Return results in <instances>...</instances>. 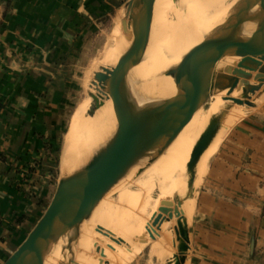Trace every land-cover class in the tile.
Wrapping results in <instances>:
<instances>
[{"label":"crops","instance_id":"0c3cea01","mask_svg":"<svg viewBox=\"0 0 264 264\" xmlns=\"http://www.w3.org/2000/svg\"><path fill=\"white\" fill-rule=\"evenodd\" d=\"M129 1L0 0V264L56 192L77 62ZM219 143L188 217L185 264H264V109Z\"/></svg>","mask_w":264,"mask_h":264},{"label":"water","instance_id":"95a60500","mask_svg":"<svg viewBox=\"0 0 264 264\" xmlns=\"http://www.w3.org/2000/svg\"><path fill=\"white\" fill-rule=\"evenodd\" d=\"M155 3L156 0L128 2L127 5L137 6L135 16L124 30L132 42L115 66H103L95 74L99 83L111 85L110 95L118 122L114 136L88 164L59 179L43 216L4 264H47L50 249L58 242L62 243L60 264H77L66 254L67 245L79 240L83 223L91 218L139 157L153 151L163 153L212 96L246 83L243 96L232 98V104L210 119L194 146V157L188 170L187 197L190 198L199 161L211 145L217 123L228 117L234 105H255L253 97L264 86V0H239L225 22L199 44L200 57L191 69L176 76V94L158 106L138 107L130 93L128 76L142 60L140 50L150 41ZM251 22H255L257 28L253 34L245 35ZM92 97L96 104L91 111L100 103L99 96L93 94ZM182 204L181 199L177 204L163 201L164 219L155 222L146 234L155 240L153 235L163 224L179 216ZM182 213L175 228L177 239L181 241L179 254L175 256L178 264L186 263L189 249L188 217L185 211ZM98 230L107 232L103 227ZM122 242L126 243L123 239Z\"/></svg>","mask_w":264,"mask_h":264},{"label":"bare ground","instance_id":"6f19581e","mask_svg":"<svg viewBox=\"0 0 264 264\" xmlns=\"http://www.w3.org/2000/svg\"><path fill=\"white\" fill-rule=\"evenodd\" d=\"M238 1L156 0L157 12L154 13L150 41L145 49L140 50L142 60L132 68L128 76L130 93L139 108L158 106L176 94V76L191 69L200 57L199 44L212 34L217 26L225 22ZM123 8L116 20L117 30L126 24L127 17L135 10L136 5ZM256 28V23L251 22L244 34L251 35ZM131 42H127L128 48ZM103 88L106 91V99L97 106L95 123L91 129H85V132H88L86 137L80 143L76 142L79 133L76 121L69 132L61 159L65 172L72 173L88 164L117 130L118 122L110 95L111 85L105 84ZM245 89L246 83H243L231 90L215 94L205 107L197 111L191 122L163 153L153 151L139 157L127 175L109 193L114 192L115 197L107 195L91 218L83 223L79 240L71 241L67 245L66 254L74 258L77 264H107L105 262L110 261L111 253L116 256L121 252L119 239L121 236L126 238L125 233L128 230L136 232L131 236V240L137 238L135 235L138 234L139 238L144 240L145 246L151 241V254L161 261L165 262L172 254H176L173 228L179 216H183L182 211L188 216L194 210L197 189L206 177L210 162L218 151L217 145L230 128L245 118L248 110L244 105H234L228 117L217 123L211 145L199 161L192 196L188 198V170L194 157V146L210 119L232 104V98H241ZM253 102L259 106L264 104V91H259L253 97ZM214 104L218 106H215L208 116L209 106ZM79 154L83 156L75 161L76 155ZM178 199L183 200L179 216L172 221H166L153 235L156 239L152 241V236L147 235L146 231L152 228L155 222L164 219L162 202L171 201L177 204ZM99 227H103L108 233L99 231ZM91 232L100 233L99 240H96L97 236L94 237L98 243H86L87 234ZM61 250V242L53 243L47 264H60ZM93 253L94 257L91 255ZM126 253L125 262L132 260L138 250L129 247ZM118 264L124 263L119 261Z\"/></svg>","mask_w":264,"mask_h":264},{"label":"rangeland","instance_id":"374dc122","mask_svg":"<svg viewBox=\"0 0 264 264\" xmlns=\"http://www.w3.org/2000/svg\"><path fill=\"white\" fill-rule=\"evenodd\" d=\"M136 8H137V6H136ZM136 8L133 11L134 13L131 12L129 17H127V20L125 21L126 24H123L122 28H120L118 30L116 29V21L110 23L108 25V27L101 34H99L96 38H94L92 40V44L88 47L89 52L87 54V59L84 62H77L76 74H78V75L75 78V81H76L75 100L73 101L72 107L69 108V114H68V121L66 124V129L64 131L63 137L60 140L57 152H55V158H56L57 164H58L57 177L59 179L65 173H69V172H65L66 170L63 168V166L61 164V159H62V154H63L65 142L68 138L69 132H70L74 122L76 121L78 123L77 125H78V129H79V133H78V137L76 139V142L80 143V141H82L88 133V132H85V129H87V128L91 129L95 123L96 114H97L96 113L97 106L99 107L101 105V103L104 102V100L106 99L105 98L106 91L103 88V87H105V84L102 85L101 83H99L96 80L95 74H96V72L101 71V68L103 66L104 67L115 66L117 64V62L119 61L120 57L123 55V53L128 49L126 44H127V42L131 41V39L127 38L124 30H125L126 26L131 22L133 17L135 16ZM156 12H157V10L155 9V13ZM128 30L130 31L131 29L129 28ZM79 66H80V69L78 68ZM260 91H264V86L262 87V89ZM258 93H259V91H258ZM93 94L99 96L100 103L98 105H95L94 109L91 111V108L93 107V105L96 104L95 100L92 97ZM215 106H218V104H214L212 106L211 105L209 106L208 116L211 114V112ZM254 108H255V110H254ZM245 109L248 110V113L246 114L245 118L248 116H252V115L255 116L256 114H260V112L264 109V104H262L261 106L255 104L253 107H246L245 106ZM91 112H92V114H91ZM250 114H252V115H250ZM221 140H220V142H221ZM222 143H221V145H222ZM219 144L217 145V147L219 146ZM221 145L219 146V149H220ZM84 155H85V153H84ZM81 156H83V154L76 155L74 160L77 161V158H79ZM187 170H188V168H187ZM199 189L200 188L197 189V192ZM109 196L115 197L114 192L109 194ZM187 217H189V215ZM177 226H178V222H176V226L173 228L175 239H176L175 240V245L177 248V249L175 248L176 255L179 254V246L181 244V241H179L177 239V235L175 232V228ZM135 233L136 232H129V230L126 231V233H125L126 238L124 236H121L119 239L120 244L122 245V247L120 249L121 252H119L116 256H113L114 253H111L110 259L106 257L110 261L109 262L106 261L105 263H107V264H115V263L118 264L119 261H123L124 264H126V263L127 264H155L154 262L156 261V259H155L154 255H152L151 252L149 251V250L152 251V246L150 247V249L148 246H145L144 240L139 238L138 234L135 235V236H137V238L131 240V236H133ZM96 234H98V232ZM96 234L95 233L93 234V232L87 234L86 243H91V242L98 243V241L96 242V240H99L100 233L98 235H96ZM127 234H129V235H127ZM92 235H93V237H92ZM121 235H122V233H121ZM88 237L90 240L89 242H88ZM94 237H96V240L94 239ZM85 238H86V236L84 237V239ZM122 239L125 240V242H126L125 244H123ZM129 247L130 248L133 247L134 250H138V253L136 254V256L132 260L130 259V260H127V262H125L126 260H124V259L126 258V255H127L126 251H128ZM114 252L117 253L118 251H114ZM88 253H89V251H88ZM90 253H92V252H90ZM91 255H93V257H94V253ZM97 255H99V253ZM97 255L95 254V257H97ZM159 260H161V259H159ZM160 262L161 261H159V264H160ZM178 262L179 261L177 260V258H174L173 261L170 263L166 261V262L161 263V264H178Z\"/></svg>","mask_w":264,"mask_h":264}]
</instances>
